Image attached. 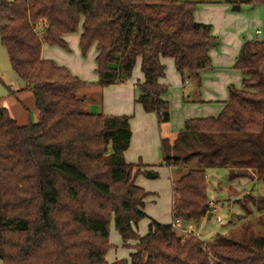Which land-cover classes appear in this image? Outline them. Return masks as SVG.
<instances>
[{
    "label": "trees",
    "instance_id": "1",
    "mask_svg": "<svg viewBox=\"0 0 264 264\" xmlns=\"http://www.w3.org/2000/svg\"><path fill=\"white\" fill-rule=\"evenodd\" d=\"M224 3L260 6L264 20V0ZM195 6L187 0H0L2 47L38 111L37 122L19 125L0 108V264H264V196L249 198L260 216L258 231L242 224L202 243L152 220L139 236L148 193L134 182L143 165L123 157L130 117L84 112V98L76 95L83 83L40 56L43 43L68 50L62 36L80 28L81 55L95 44L100 88L126 82L140 57L136 102L167 125L161 59H172L183 81L198 83L212 68L208 50L215 39L209 25L194 21ZM234 68L240 88L228 87L216 117L188 119L161 140V165L196 164L171 183V215L181 223L208 214L207 168H225L230 181L264 182V41L244 42ZM110 224L123 245L135 242L129 259L106 261Z\"/></svg>",
    "mask_w": 264,
    "mask_h": 264
},
{
    "label": "crops",
    "instance_id": "2",
    "mask_svg": "<svg viewBox=\"0 0 264 264\" xmlns=\"http://www.w3.org/2000/svg\"><path fill=\"white\" fill-rule=\"evenodd\" d=\"M189 1L196 3L193 12L194 21L209 25L211 35L216 41L208 50L212 68L201 72L198 83L191 80L193 81V88L184 97L185 88L187 85L189 86L190 80L183 81L181 79L180 75L175 71L172 59H161L165 75L159 79V83L167 87L166 92L161 95V99L169 107V122L167 125H160L155 113L144 112L141 105L136 102V99L141 94L138 84L143 82V75L140 71V57L136 58L131 76L126 82L100 88L95 72V44L91 46L84 57L81 55L78 46L80 28L74 34L62 36L67 43L69 52L45 43L42 44L40 51V56L43 60H50L57 66L66 68L73 77L83 83L77 89L76 95L84 98L81 106L84 112L130 117V143L123 157L126 163L143 165L141 172L135 175L134 182L143 189L153 191L152 193H155L156 190H152L155 187L148 179L153 178L145 177V173L151 171L158 175L156 166L159 158L157 153H161L162 138L173 137L176 132L183 128L185 121L188 119L216 117L228 100V87L232 85L240 88L242 75L240 71L234 68V63L243 43L254 40L264 41L262 7L239 5L238 11H232V5L224 3V0L223 2L222 0H217V2L214 0ZM8 89L10 94L13 95L15 93L22 95L29 92L23 90L20 85H13L12 88L8 86ZM93 95L95 98L92 97ZM178 171L180 172L181 170L177 169ZM249 180L248 178L228 180L227 186L221 194L224 198L220 200L218 198L220 195L215 192L213 196L217 197V199L210 198L212 204L215 201L213 206L209 205L210 208L212 207V211L210 210L207 216L201 218L198 223L209 220L218 206L222 205L224 201L228 203L234 201L231 200L234 197H228L229 188H234L235 190L236 186ZM257 184L258 182H254L253 186L255 187ZM219 191H221L220 188ZM156 196V193L155 195L146 196L144 205L147 199L151 202L155 201ZM173 199L172 193V203ZM143 212L145 213V211ZM154 221L157 222L156 220ZM228 222L229 219L226 225ZM215 223L220 226V232H225L228 229L225 224L223 225L222 221L221 223H217V221ZM179 229L182 231L186 229L187 232L196 231L194 223L182 224Z\"/></svg>",
    "mask_w": 264,
    "mask_h": 264
},
{
    "label": "rangeland",
    "instance_id": "3",
    "mask_svg": "<svg viewBox=\"0 0 264 264\" xmlns=\"http://www.w3.org/2000/svg\"><path fill=\"white\" fill-rule=\"evenodd\" d=\"M189 1V0H187ZM217 2V0H214ZM221 1V0H220ZM223 2V0H222ZM232 7V6H231ZM260 7V6H258ZM244 11V10H243ZM38 29V28H36ZM216 42V41H215ZM214 43V42H213ZM63 50V49H62ZM65 51V50H64ZM66 52H69L66 50ZM188 80V79H186ZM193 81L189 82V86L187 85L184 91V97L188 94L189 90L193 88ZM24 81L20 80L15 72L11 69L6 52L2 47L0 40V108H6L10 114V116L16 120L19 125H25L28 123H35L38 120V111L34 105V100L31 92L24 93L22 95L15 93L10 94L8 86L13 87V85H22ZM240 87V86H239ZM95 98V96H92ZM158 156V175L156 174V178L148 179L156 190V199L151 202L150 200L145 201V205L143 211L146 213V218L140 220L137 226V234L139 236H143L148 231V225L153 220H156L160 223H168L170 224L173 219L171 215V205H172V189H171V181L178 178L180 173H185L188 169L196 168L195 160L188 162L184 168L179 172H177V168L168 167L165 165H161V153H157ZM145 177L146 173H145ZM205 179H206V191L209 198L214 197L213 194L217 192L220 196L218 197L220 200L224 197L221 195L224 188H226L228 183V172L225 168H207L205 169ZM254 183L251 184V181L244 184H240L234 188H229L228 197H234L231 200L233 202H223V204L219 205L216 209L213 216L202 223L200 220L195 224V232H187L186 229L180 230L177 228H173L178 237L184 238L188 234H192L195 238H197L202 243H207L213 239L217 233H220V226L216 225V220L220 219L223 225H226V222L229 219V222L225 227L228 229L225 232H228L233 229H238L242 224L245 225L247 223L253 224L254 229L256 231L259 228L256 226V221L260 217L259 213L255 211V208L252 206V202L249 199L257 198L259 196H264V182H259L255 187ZM219 188L221 191H219ZM249 188V189H248ZM143 189V188H142ZM149 195H155L152 193L153 191H149L148 189H143ZM251 192V193H249ZM249 193V194H248ZM236 199V200H235ZM213 201V200H212ZM215 204H212V206ZM210 205V204H209ZM212 211V207H209V211ZM208 211V212H209ZM207 216V215H206ZM204 216V217H206ZM202 217V218H204ZM201 219V218H200ZM184 225L190 223H182ZM223 232V233H225ZM109 243L112 245V248L106 254V261L113 262L119 259H129V253L133 251V247L135 242L130 241L123 245L118 233L115 231L113 224H110L109 227ZM211 261L212 258L209 257Z\"/></svg>",
    "mask_w": 264,
    "mask_h": 264
},
{
    "label": "built area",
    "instance_id": "4",
    "mask_svg": "<svg viewBox=\"0 0 264 264\" xmlns=\"http://www.w3.org/2000/svg\"><path fill=\"white\" fill-rule=\"evenodd\" d=\"M209 204L212 205L211 202H209ZM216 221H217V223H221V220L220 219H217ZM181 225H182V223H181V221L179 219H174L172 221V223H171V226L173 228H177V229L181 228Z\"/></svg>",
    "mask_w": 264,
    "mask_h": 264
},
{
    "label": "water",
    "instance_id": "5",
    "mask_svg": "<svg viewBox=\"0 0 264 264\" xmlns=\"http://www.w3.org/2000/svg\"><path fill=\"white\" fill-rule=\"evenodd\" d=\"M231 10L232 11H238L239 10V5H237V4L236 5H232ZM213 44L214 43H212V45ZM146 176L149 177V178H155L156 177V175L153 172H151V171L146 172Z\"/></svg>",
    "mask_w": 264,
    "mask_h": 264
}]
</instances>
